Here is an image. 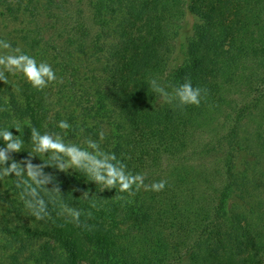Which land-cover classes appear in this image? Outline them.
<instances>
[{"label":"trees","instance_id":"1","mask_svg":"<svg viewBox=\"0 0 264 264\" xmlns=\"http://www.w3.org/2000/svg\"><path fill=\"white\" fill-rule=\"evenodd\" d=\"M11 2L2 1L6 12L17 8ZM24 4L35 36L50 34L37 54L50 49L57 58V82L9 83L24 99L30 126L0 129L37 147L48 120L73 118L72 60L92 36L73 3ZM102 5L95 1L93 14ZM123 7L104 77L122 128L117 168L134 184L109 197L96 178L103 174L86 161L64 172L47 167L58 201H36L34 212L64 248L59 264H80L85 242L101 264H264V0H126ZM185 14L197 20L178 61ZM185 80L207 90L199 106L179 105L175 89ZM160 181L163 190H151ZM247 197L253 200L245 204Z\"/></svg>","mask_w":264,"mask_h":264},{"label":"rangeland","instance_id":"2","mask_svg":"<svg viewBox=\"0 0 264 264\" xmlns=\"http://www.w3.org/2000/svg\"><path fill=\"white\" fill-rule=\"evenodd\" d=\"M2 1L0 0V55L25 54L35 59L37 67L41 62L54 67L57 58L49 53L50 49L43 54H37L40 44L48 41L50 34L45 32L38 38L35 36L32 31V10L24 4L36 6L38 10L43 9L42 4H46L48 0H12L11 3L17 8L11 12H6L8 6ZM56 1L73 3L77 14L90 28L92 39L86 41L83 50L75 54L72 60L76 68L73 80V118L63 123L66 127L48 120L47 134L54 143H61L66 149L76 148L83 151L85 156L82 160L103 174L102 189L108 192L109 197H116L127 192L120 190L121 177H130L117 168V159L122 148L119 142L122 128L116 118L118 105L108 97L104 72L108 50L119 38L117 26L124 18L123 6L126 0H103L99 15H96V12L93 14L94 3L98 0ZM196 20V17L190 14H185L179 20L175 53L178 61L184 56L186 43ZM6 43L10 45L9 48L4 47ZM16 49L19 51L16 52ZM52 70L54 71V68ZM65 81L70 82L67 76ZM52 82L57 81L53 80L50 84ZM9 83L32 85L22 72L8 71L0 66V113H6L9 119L8 121L1 118L0 115V126L6 127L7 123H14L26 129L30 126V121L24 112V99ZM48 83L45 80L43 87L50 85ZM3 131L0 129V133ZM206 138L207 136L199 137L200 140ZM24 145L21 144L19 151H6L7 160L0 162V264H59L57 256L64 248L53 238L51 230L43 228L49 225L48 219L44 220L41 215L35 214V202L44 203L49 199L58 201L54 196L57 193V180L55 173L51 175V171L47 169L49 165L53 163L52 167L57 169L55 172L68 171L74 165L67 156L52 151L40 153L39 146ZM13 162L16 164L15 171H9ZM111 172L116 174L114 186L107 185V181L113 178ZM247 174L251 175L250 169ZM252 200L247 197L244 203L248 204ZM236 205L244 209L237 201ZM85 245L88 252L80 264H101L88 243L85 242Z\"/></svg>","mask_w":264,"mask_h":264},{"label":"clouds","instance_id":"3","mask_svg":"<svg viewBox=\"0 0 264 264\" xmlns=\"http://www.w3.org/2000/svg\"><path fill=\"white\" fill-rule=\"evenodd\" d=\"M5 48H9L10 45L6 43L4 45ZM16 52L19 49L15 50ZM0 66H3L4 69L8 71H18L22 72L23 75L27 78L29 82L32 83L34 87H43L45 85V77L48 81H53L56 79L55 73L52 70L51 66L45 62H41L39 67H37V63L34 58L29 57L25 54L20 55H0ZM6 82V79H5ZM154 82V81H153ZM155 92H163V89H154ZM207 92L206 89H202L200 87H193L190 80H185L184 83L180 84L175 89V97L179 102L180 106L185 105H195L199 106L201 103V94ZM165 103H170V101H165ZM61 127H66L63 123H61ZM18 131V129H16ZM33 139H36L35 129H32ZM2 135L3 140L5 141L7 148L4 150H0V162H5L7 157L5 156V152L8 150L19 151L21 148V141L18 138H14V135L11 131L5 129ZM39 149L38 152L44 153L45 151H52L55 154H60L63 156L69 157V161L74 166H79L81 160L84 158L85 153L83 151L77 150L76 148H65V146L61 143H54L48 134H44L38 138ZM16 164L13 162L9 171H15ZM31 174L29 173V176ZM110 175L113 177L107 181L108 186H114V178L115 173L111 172ZM142 176L137 175L135 177L136 180H140L141 183L137 185V187L143 184ZM98 180L102 179L101 177H96ZM134 184L133 180L125 179L121 177L120 182V190L128 191L131 189V186ZM166 181H160L153 183L150 188L153 191H161L165 187ZM146 190L148 186H145ZM75 215L79 216V213H75ZM39 219V217H37Z\"/></svg>","mask_w":264,"mask_h":264}]
</instances>
